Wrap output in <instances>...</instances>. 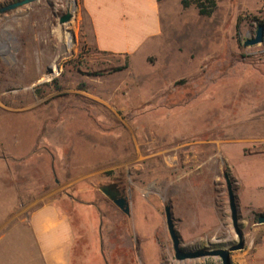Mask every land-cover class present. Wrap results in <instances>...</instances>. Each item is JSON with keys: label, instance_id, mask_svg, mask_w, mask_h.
Returning <instances> with one entry per match:
<instances>
[{"label": "rangeland", "instance_id": "374dc122", "mask_svg": "<svg viewBox=\"0 0 264 264\" xmlns=\"http://www.w3.org/2000/svg\"><path fill=\"white\" fill-rule=\"evenodd\" d=\"M161 1L163 33L133 57L94 47L81 0L0 13V264H40L28 219L49 194L76 232L70 264H222L178 261L165 207L183 251L238 244L225 173L232 262L264 264V42L245 47L264 0H201L209 16Z\"/></svg>", "mask_w": 264, "mask_h": 264}, {"label": "crops", "instance_id": "0c3cea01", "mask_svg": "<svg viewBox=\"0 0 264 264\" xmlns=\"http://www.w3.org/2000/svg\"><path fill=\"white\" fill-rule=\"evenodd\" d=\"M100 53L133 57L163 33L161 0H81ZM28 219L40 264H70L76 232L53 194ZM100 232L101 229L98 228Z\"/></svg>", "mask_w": 264, "mask_h": 264}, {"label": "water", "instance_id": "95a60500", "mask_svg": "<svg viewBox=\"0 0 264 264\" xmlns=\"http://www.w3.org/2000/svg\"><path fill=\"white\" fill-rule=\"evenodd\" d=\"M39 0H22L15 2L11 5L3 7L0 9V13H8L10 11L16 10L25 5H29ZM72 20V13L68 11V13L60 18V25H64L69 23ZM264 42V25H260L258 27V31L256 37L254 39L248 40L245 43V47L248 46H257ZM54 71L51 70V74ZM226 183L228 185L229 191V200H230V209L232 213V221L235 232L238 236L239 242L236 245L228 249H215V250H199L196 252H185L181 248L180 238L175 230L174 222H173V214L172 209L169 205L165 207L167 225L169 229V233L171 239L173 241V248L175 251V257L178 261H184L188 259H199L203 257H218L221 259L222 264H234L232 262L231 254L235 251H241L245 248V240L242 230L239 226V209L237 204V198L234 194L232 183L230 181L228 173H225ZM100 191L110 200L112 201L125 215L128 217L131 215L130 203L128 198L125 195V191L118 188L116 184H108L100 187ZM259 224H264V215H261L258 218Z\"/></svg>", "mask_w": 264, "mask_h": 264}, {"label": "trees", "instance_id": "16d2710c", "mask_svg": "<svg viewBox=\"0 0 264 264\" xmlns=\"http://www.w3.org/2000/svg\"><path fill=\"white\" fill-rule=\"evenodd\" d=\"M201 0H197V6L199 8V13L201 16H209L211 14V11L208 10L207 6L203 3H200ZM183 5L185 7H188L189 6V2L188 0H184L183 1Z\"/></svg>", "mask_w": 264, "mask_h": 264}, {"label": "flooded vegetation", "instance_id": "af4514ba", "mask_svg": "<svg viewBox=\"0 0 264 264\" xmlns=\"http://www.w3.org/2000/svg\"><path fill=\"white\" fill-rule=\"evenodd\" d=\"M118 188H120V189H121V187H119V185H118ZM121 190H124V189H121Z\"/></svg>", "mask_w": 264, "mask_h": 264}]
</instances>
